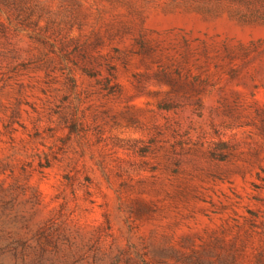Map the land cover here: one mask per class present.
<instances>
[{"label":"rangeland","instance_id":"1","mask_svg":"<svg viewBox=\"0 0 264 264\" xmlns=\"http://www.w3.org/2000/svg\"><path fill=\"white\" fill-rule=\"evenodd\" d=\"M0 264H264V0H0Z\"/></svg>","mask_w":264,"mask_h":264}]
</instances>
